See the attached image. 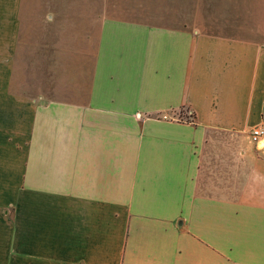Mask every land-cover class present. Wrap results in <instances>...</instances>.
Here are the masks:
<instances>
[{
	"label": "crops",
	"instance_id": "1",
	"mask_svg": "<svg viewBox=\"0 0 264 264\" xmlns=\"http://www.w3.org/2000/svg\"><path fill=\"white\" fill-rule=\"evenodd\" d=\"M20 5L0 0V264H264V41L102 14L87 102L30 98L11 90ZM183 105L196 126L135 119ZM212 130L250 139L237 196L196 190Z\"/></svg>",
	"mask_w": 264,
	"mask_h": 264
},
{
	"label": "rangeland",
	"instance_id": "2",
	"mask_svg": "<svg viewBox=\"0 0 264 264\" xmlns=\"http://www.w3.org/2000/svg\"><path fill=\"white\" fill-rule=\"evenodd\" d=\"M223 1L21 0L11 90L30 98L48 99H68L81 93L84 99L79 102L86 103L98 39L99 23L95 20L102 14L156 25L166 24L164 19L168 15L179 14L184 26L198 23L205 32L246 34L264 41V28L261 31L252 22L254 16L264 18V5L253 6L249 3L253 0H246V5L241 6L235 4V0H227L226 5ZM233 26L241 30L230 31ZM148 118L196 126L194 111L184 105L135 117L138 123ZM170 133L186 136L180 129L171 128ZM248 140L231 132L212 130L206 133L202 143L192 141L189 152L200 159L196 179L198 193L237 196L239 182L224 177L244 174L249 169L241 152Z\"/></svg>",
	"mask_w": 264,
	"mask_h": 264
},
{
	"label": "built area",
	"instance_id": "3",
	"mask_svg": "<svg viewBox=\"0 0 264 264\" xmlns=\"http://www.w3.org/2000/svg\"><path fill=\"white\" fill-rule=\"evenodd\" d=\"M250 136L259 148H264V112L261 115L260 122L250 129Z\"/></svg>",
	"mask_w": 264,
	"mask_h": 264
}]
</instances>
